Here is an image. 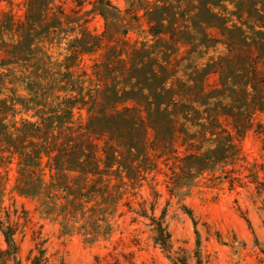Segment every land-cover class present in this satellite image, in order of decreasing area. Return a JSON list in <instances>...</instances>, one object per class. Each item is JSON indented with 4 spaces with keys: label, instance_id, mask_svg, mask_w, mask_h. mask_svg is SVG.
Wrapping results in <instances>:
<instances>
[{
    "label": "trees",
    "instance_id": "1",
    "mask_svg": "<svg viewBox=\"0 0 264 264\" xmlns=\"http://www.w3.org/2000/svg\"><path fill=\"white\" fill-rule=\"evenodd\" d=\"M56 1L27 0L23 21H16L10 12H2L4 18H0L1 37L10 34L23 38L15 43L0 41V67L22 61L18 64L24 69L23 76L34 96L24 101V107L35 109L34 115L39 117L38 121L24 119L19 127L15 122L9 123V111L16 113L15 102L9 104L6 98L0 99V160L4 159L5 151L10 152L6 156L8 162L17 154L20 181L25 183L18 185L20 191L29 193L31 188L49 191L43 177V156L47 157L50 179L64 170L79 172L86 179L89 174L109 171L115 165L120 176L123 171L129 173L140 156L149 158V149L158 152L151 144L160 140L157 128L161 125L169 129L171 138L167 147L171 152L177 153L178 148L186 146L181 158L187 161L181 169L188 174L196 164L212 167L224 160L234 163L238 159L235 140H240L254 125L256 132L264 133V121L260 118L264 113V0H145L143 14L134 13L132 18L140 32L145 31L141 18L145 19L152 42L132 41L129 28L122 31V39H112L109 29L119 24L122 11L111 0H75L77 9L71 11L81 12L88 2L91 8L84 15H100L105 20V30L97 35L83 27L82 36L74 39L79 45L71 44L76 48L68 58L69 63L53 62L52 56L38 44L44 42L42 39H53L54 35L73 30L75 27L69 23L81 19L77 14L66 13ZM0 2L10 4L12 0ZM53 7H57L59 14L53 11L48 21L35 14L38 11L48 14ZM88 21L86 18L84 22ZM112 41L124 44L120 47L106 44ZM218 43L226 44L228 52L208 61L201 69L194 68L185 81L173 77V71L168 69L171 57L157 47L214 48ZM99 49L103 51L100 59L95 58L94 73L103 84L83 94L69 68L83 61L81 54L97 53ZM160 54L164 61L160 60ZM63 65L65 71L60 70ZM216 75L219 78L213 80ZM2 77L0 72V83ZM55 88L65 92L76 89L78 94L54 104V99H59L54 97ZM1 90L0 86V94ZM48 93L54 99L46 107ZM29 102L34 105L29 107ZM79 102L87 108L84 121L74 119V107ZM208 133L211 138L207 137ZM217 133L222 135L216 147L201 151L204 142H215L212 137ZM175 143L178 148L173 147ZM165 148L161 147L156 156L160 158ZM64 162L68 167H63ZM229 178L231 182L240 179ZM140 205L135 213L149 219L147 224L154 234V244L172 264H206L198 229L195 228L193 253L183 247L175 248L165 222L166 210L157 216L154 205L151 214L143 202ZM9 213L5 220L0 219V233L8 245L6 254L18 263L17 227L10 221ZM193 223L196 225L194 219ZM39 252L32 264H45V249Z\"/></svg>",
    "mask_w": 264,
    "mask_h": 264
},
{
    "label": "rangeland",
    "instance_id": "2",
    "mask_svg": "<svg viewBox=\"0 0 264 264\" xmlns=\"http://www.w3.org/2000/svg\"><path fill=\"white\" fill-rule=\"evenodd\" d=\"M111 1L122 11L119 24L109 29L112 39H122V31L129 28L128 35L132 41H153L147 32L145 19L141 18L145 31L140 32L141 28L132 18L134 13L143 14L145 0ZM26 2H0V18H4L2 12H10L16 21L25 20ZM55 3L62 6L66 13L77 14L81 19L69 23L75 27L73 30L54 35L53 39H42L44 42L38 44L52 56L53 62L69 63L71 59L68 58L76 48L71 44H77L74 39L82 36L83 27L90 33L101 35L105 30V20L97 13L84 15L85 10L91 8L88 2L76 14L71 11L72 8L77 9L75 0H57ZM227 3L231 9L234 8L233 4ZM53 11L59 14L57 7H53L48 14L40 11L35 14L48 21ZM86 18L89 19L87 23L84 22ZM22 39L10 34L0 36V41L14 43ZM106 44L120 47L124 43L112 41ZM32 47L36 49L33 44ZM157 47L171 57L168 69L173 71L174 78L181 81L189 78L194 68L201 69L208 61L212 62L220 54L228 52L226 44L222 43L214 48L179 45ZM102 51L99 49L97 53L81 54L83 61H76L69 68L78 80L76 87H82L83 94L103 84L94 73L95 58H99ZM159 57L164 61L162 54ZM21 62L19 59L0 67L3 76L0 99L6 98L9 104L15 102L16 113L9 111L7 121L15 122L18 127L24 119L38 121L39 118L34 115L35 109L24 107V101L32 97L33 92L29 88V81L23 76L24 69L19 65ZM60 70H66L64 65ZM215 78H219L218 75L212 79ZM75 94H78L76 89L65 92L55 88L54 97L59 96V99H54L48 93L50 96L45 99V105L47 107L53 99L52 103L55 104ZM28 104L29 107L34 105L32 102ZM79 118L83 121L87 118L86 105L81 102L74 107L75 121ZM260 118L264 121V113ZM256 128L254 125L240 140H235L238 159L234 163L224 160L212 167L196 164L191 174L181 169L183 162L187 161L181 158L186 146L178 148L175 143L173 147L178 151L171 152L167 147L171 138L169 129L163 125L157 128L160 140L151 145L158 152H161V147H166V152L159 158L155 154L158 152L149 149L148 159L140 156L133 163V171H123L121 176L115 165L109 171L98 170L96 175L89 174L86 179L79 172L67 170L50 179L47 157L43 156V177L49 186L48 192L34 188L29 193L20 191L18 185L25 183L20 181L17 154L8 162L6 156L10 152L5 151L2 153L4 159L0 160V219L5 220L6 213L10 212V221L17 227L18 263L6 254L8 245L0 233V264H32L34 257L40 256V249H45V264H172L154 244V234L147 224L149 219L135 213L142 202L149 214L152 213V205L157 216L166 210L165 222L172 233L175 248L183 247L193 253L197 237L195 228L198 229L206 264H264V133L256 132ZM220 135L222 133L212 137L215 139L213 143L204 142L201 151L216 147ZM207 137L211 138V135L208 133ZM68 165L64 162L63 167ZM100 167L103 168L102 163ZM227 175L240 179L231 182Z\"/></svg>",
    "mask_w": 264,
    "mask_h": 264
}]
</instances>
